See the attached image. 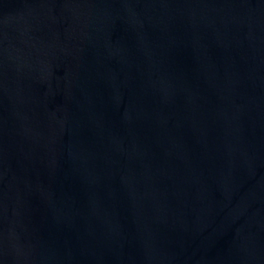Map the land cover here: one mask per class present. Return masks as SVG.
<instances>
[{"label": "water", "instance_id": "1", "mask_svg": "<svg viewBox=\"0 0 264 264\" xmlns=\"http://www.w3.org/2000/svg\"><path fill=\"white\" fill-rule=\"evenodd\" d=\"M0 264H264V0H0Z\"/></svg>", "mask_w": 264, "mask_h": 264}]
</instances>
